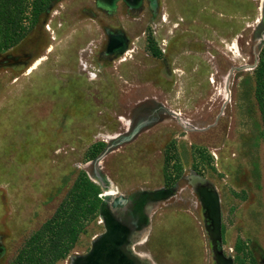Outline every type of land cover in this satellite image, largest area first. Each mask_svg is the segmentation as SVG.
Segmentation results:
<instances>
[{"label": "rangeland", "instance_id": "rangeland-1", "mask_svg": "<svg viewBox=\"0 0 264 264\" xmlns=\"http://www.w3.org/2000/svg\"><path fill=\"white\" fill-rule=\"evenodd\" d=\"M261 52L264 0L52 2L0 52V264L81 173L102 201L55 264L133 229L158 264H264Z\"/></svg>", "mask_w": 264, "mask_h": 264}, {"label": "trees", "instance_id": "trees-1", "mask_svg": "<svg viewBox=\"0 0 264 264\" xmlns=\"http://www.w3.org/2000/svg\"><path fill=\"white\" fill-rule=\"evenodd\" d=\"M54 1L56 0H0V52L18 44ZM256 90L264 125L263 52L260 53L257 64ZM176 172L173 183L181 177L179 169ZM165 179L166 182L172 181ZM101 197L100 189L81 173L53 217L26 243L16 264H55L65 258L88 221L96 217ZM250 263L256 264L252 256Z\"/></svg>", "mask_w": 264, "mask_h": 264}, {"label": "crops", "instance_id": "crops-1", "mask_svg": "<svg viewBox=\"0 0 264 264\" xmlns=\"http://www.w3.org/2000/svg\"><path fill=\"white\" fill-rule=\"evenodd\" d=\"M147 235L146 231L139 232L138 229L120 230L117 264H158L148 246L133 245L143 242Z\"/></svg>", "mask_w": 264, "mask_h": 264}, {"label": "bare ground", "instance_id": "bare-ground-1", "mask_svg": "<svg viewBox=\"0 0 264 264\" xmlns=\"http://www.w3.org/2000/svg\"><path fill=\"white\" fill-rule=\"evenodd\" d=\"M110 193H111V192H109V193L107 192L106 194H110Z\"/></svg>", "mask_w": 264, "mask_h": 264}]
</instances>
